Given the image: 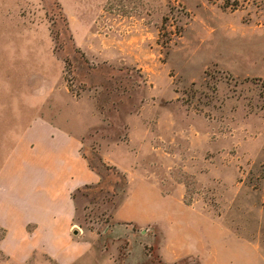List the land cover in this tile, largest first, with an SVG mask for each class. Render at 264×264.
I'll return each mask as SVG.
<instances>
[{
  "label": "rangeland",
  "instance_id": "374dc122",
  "mask_svg": "<svg viewBox=\"0 0 264 264\" xmlns=\"http://www.w3.org/2000/svg\"><path fill=\"white\" fill-rule=\"evenodd\" d=\"M6 105L94 124L70 264H264V0H0Z\"/></svg>",
  "mask_w": 264,
  "mask_h": 264
},
{
  "label": "crops",
  "instance_id": "0c3cea01",
  "mask_svg": "<svg viewBox=\"0 0 264 264\" xmlns=\"http://www.w3.org/2000/svg\"><path fill=\"white\" fill-rule=\"evenodd\" d=\"M87 108L95 118L89 99ZM62 111L47 108L34 117L31 109L0 108V249L18 261L42 252L70 264L91 247L76 216L80 191L102 181L88 151L94 124L72 126ZM122 211L120 206L116 217L126 221Z\"/></svg>",
  "mask_w": 264,
  "mask_h": 264
}]
</instances>
